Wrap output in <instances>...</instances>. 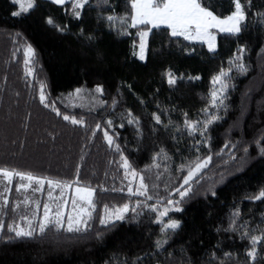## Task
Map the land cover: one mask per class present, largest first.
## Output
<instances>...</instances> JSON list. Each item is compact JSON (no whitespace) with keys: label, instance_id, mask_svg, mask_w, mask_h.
<instances>
[{"label":"trees","instance_id":"obj_1","mask_svg":"<svg viewBox=\"0 0 264 264\" xmlns=\"http://www.w3.org/2000/svg\"><path fill=\"white\" fill-rule=\"evenodd\" d=\"M210 2L218 15L234 10L233 0ZM242 3L246 4V0ZM19 10L13 0H0V166L61 181H74L79 170V186L96 189V208L91 209L92 220L86 232H69L66 227L56 229L50 225L41 234L38 221L43 218L44 205L55 211L52 205L57 199L52 198L62 188L45 182L36 191L39 185L35 182L31 188L17 190L21 183L18 177L11 184L0 180V194L9 197L7 215L0 214V221L5 223L0 231V264H134L145 253L152 255L140 264H156L157 260L176 264L177 258H182L181 249L193 264H264V242L257 245V259L252 261L246 252L250 241L241 239L239 231L225 230L236 208L241 212L238 223L247 222L252 235L259 234L257 227L264 228V198L249 199L264 188V156L255 143L264 136V53L260 51L264 47V28L257 26L253 17V13L264 11V0H251V8H246L247 27L238 36L217 31L218 46L214 51L204 42L173 36L166 26L152 28L145 60L137 54V33L144 26L129 27L126 34H120L118 25L109 27L105 18L129 12L128 0H107L106 4L90 0L80 18L73 16L70 0L64 4L36 0V6L28 12L12 15ZM48 17L66 30L61 32L49 24ZM90 34L95 38L87 39ZM26 43L37 52L29 65L34 74L26 75ZM241 44L246 46L245 62L250 70L243 75L233 70L231 83L235 87L224 101L227 110L222 106L218 110L222 119L208 129L210 148L209 144H196L201 136L184 130V113L189 120L205 118L202 109L208 105L212 77L228 67L229 58L237 54ZM169 72L176 77L175 84L168 83ZM41 82L46 85L49 102L55 101L54 107L84 119L86 125L64 120L52 107H46L39 99ZM97 85L103 86L102 97L107 102L100 108L70 106L62 101L79 87L93 89ZM127 109L140 118L142 135H137L136 125L128 124L123 117ZM153 113L161 116L162 123L154 120ZM108 119L113 120L112 126L106 124ZM97 123L101 129L93 136ZM121 123L123 128L119 127ZM173 125L180 126L183 134L178 135ZM104 128L110 134H119L117 143L132 166L143 172L152 196H169L172 188L180 186L187 174L186 169H179L181 164L198 155H212L208 167L194 178L193 194L178 205L183 211L169 213L182 224L167 234L169 243L164 249L154 247V241L163 238L161 225L146 206L136 209L140 215L130 210L123 220L110 225L99 223L105 204L113 208L125 202L134 205L136 200L142 205L156 202L136 193L139 179L130 181L125 177L119 154L103 137ZM226 143L237 147L225 149ZM161 149L168 159L157 158L160 168L145 169ZM129 183L132 193L127 191ZM154 184L158 188H153ZM5 187L11 191L5 192ZM75 187L73 183L70 190ZM170 198L180 199L175 192ZM25 199L29 203L25 204ZM17 201L21 202L19 209L13 207ZM34 214L37 230L33 237H15L7 227L13 221L24 226L26 222L20 216L32 218ZM97 232L101 235L97 236ZM212 252L216 255L211 256Z\"/></svg>","mask_w":264,"mask_h":264},{"label":"snow or ice","instance_id":"obj_2","mask_svg":"<svg viewBox=\"0 0 264 264\" xmlns=\"http://www.w3.org/2000/svg\"><path fill=\"white\" fill-rule=\"evenodd\" d=\"M56 4H64L65 0H54ZM72 4V14L75 18L81 17V12L85 5L90 2V0H70ZM130 5V11L125 12L123 15H108L105 17L109 22V27L114 24L118 25L117 32L120 34H126L127 28L144 26L146 30L140 31L137 35L140 37L139 52L138 55L141 60L145 59L146 52V38L152 31V28H158L161 25H166L171 29V34L173 36H183L190 41H203L206 42L209 50H215L217 47V31L220 33H226L230 35L238 36L247 27L248 22V11L251 8V0H246V4L242 3V0H233L234 10L227 15H218L216 11L212 10V5L210 0H207V6H205V0H128ZM14 4L20 6L19 11L12 13L14 16H20L23 13L28 12L36 6V0H13ZM98 3L106 4L107 0H98ZM254 23L257 26L264 28V11H257L253 13ZM48 23L54 24L61 32L66 30L65 26L56 25L52 17H48ZM149 25L151 27H149ZM83 29L81 32L83 33ZM19 35V34H17ZM95 37L89 35L87 39L92 40ZM247 49L246 46L241 44L237 48V54L234 57L229 58L228 67L221 68L218 73L212 77L213 88L209 92L208 105L202 109L205 118L203 120H189L187 118V113H184V123L183 128L187 131L189 135L199 133L201 140L196 141V144H209L210 148V136L208 135L209 126L222 119V116L218 114V110L223 106L225 112L227 110V105L224 101L228 98L227 94L231 88L235 85L231 83L233 77L232 72L235 70L237 74L243 75L247 74L250 70V66L245 62V53ZM261 53H264V47L261 48ZM25 53V67L26 75L34 74V68L30 67L37 56L36 49L30 44L26 43L24 45ZM136 54V53H134ZM198 78V77H197ZM168 83L175 84L176 77H174L171 72L168 73ZM129 89L131 85H128ZM46 85L44 82L40 84L39 99L46 107H52L57 115H63L64 120H69L73 124L86 125V121L82 118L78 119L75 116H69L68 114L61 113L59 108L54 107L55 101L49 102L48 97L45 93ZM84 90L81 88L75 89V95L79 97ZM97 93L103 92V86L97 85L95 88ZM73 94L69 93L71 97ZM95 100V97L92 98ZM100 103L106 104V101H100ZM117 100L114 98L112 100V105L115 107ZM128 124H134L137 127V135H142L143 130L140 128V118L134 116L131 109H127L123 114ZM154 120L157 123H162L161 116L159 114L153 113ZM171 124L172 122L169 121ZM108 126L113 125V120L108 119L106 121ZM119 127L123 128L124 123H121ZM176 128L177 134L182 135L180 126L173 125ZM101 129V124L97 123L95 129L92 130V135L95 136L96 130ZM118 133H111L108 128L103 129V137L107 141L110 147H114L116 152L120 156V165L124 170V175L130 181H135L139 179V185L135 189L136 193L146 197V200H155V203L142 205L140 200H136L133 205L131 202H125L122 205H116L113 208H109L107 204L104 205V215L99 217V223L102 225H110L115 220L125 219V214L130 210L136 215H140L136 212L137 208L146 206L148 209L152 210L156 215V222L161 225L160 232L163 238H158L154 241L155 249H164V246L169 243L168 233L175 232V230L181 227V220L173 219L170 217L169 213L173 210L182 212L183 209L178 207L184 200V198L189 197L193 194V183L198 175L202 174L203 170L208 167L212 161V155L197 156L194 160L188 161L179 166L181 171L187 170V174L182 177V183L179 187L171 189V192H175L180 199L174 200L169 196H152L149 195V185L145 183V177L142 171H137L133 166L128 156L124 154V150L119 143L116 141ZM261 140H264V136L260 140H256L255 143L260 145L259 152L264 156V144H261ZM235 149L237 145L235 144H225L224 148ZM199 152V148H196ZM224 149H221L223 152ZM245 152L248 151L247 148L244 149ZM157 158L168 159L167 153L164 149L156 153L153 156V164L145 165V169L149 168H160V164L155 161ZM231 159H235V156H231ZM83 159V157H81ZM167 168V165H164ZM79 168V166H78ZM14 177H18L21 181L17 185V190L31 188L33 182H36L39 187L36 191H40L45 182L51 185L53 188L70 189L73 183L76 184L75 192L76 197L73 199V210L72 213L65 217L64 207L67 201L63 204L57 203L55 205V211L50 209L48 204L44 205V213L42 220L38 221V230L43 234L46 229L51 225L56 229H64L66 227L69 232H86L90 226V221L92 220L91 209L96 208L94 203V196L96 189L93 187H80L79 181V170H77L76 178L74 181H61L54 180L49 177H44L41 175L34 174L31 171H21L15 168H9L7 166H0V180L7 181L11 184ZM158 178V177H157ZM27 181L24 183L23 181ZM153 188H158V185H152ZM167 188V185H165ZM11 189L5 187V192H10ZM120 191H124L123 188ZM127 191L129 193L133 192L131 183H129ZM216 193L213 192L212 195ZM63 195V193H62ZM51 197V192H49ZM264 198V188H261L257 195L250 196L251 200H260ZM9 202L8 195L0 194V214L7 215L8 209L5 207ZM25 204L29 203L27 199L24 201ZM84 205V206H82ZM21 202L17 201L13 206L19 209ZM37 209L39 208V203L36 204ZM37 217L34 214L32 218L27 215L20 216V220L26 222V225H17L15 221L8 224L9 230L14 233L15 237H33L36 232V227L33 225V220ZM241 219V212L239 208L233 210L229 222V228L225 229L232 231H239L241 239L247 238L250 241V247L246 249L247 256L252 260L257 259V245L264 242V228L257 227V232L259 234L252 235L247 222L240 224L238 221ZM5 228V223L0 221V231ZM220 229H218L219 231ZM97 236L101 233L97 232ZM11 238V237H9ZM264 246V245H262ZM182 253V258H177L176 264H193L192 258L189 257L184 249L180 250ZM151 253H145L143 256H138L134 264H140L145 259L151 256ZM171 257L173 254L168 253ZM215 256V252L210 254ZM225 256H230V253H224ZM156 264H161L159 260Z\"/></svg>","mask_w":264,"mask_h":264},{"label":"rangeland","instance_id":"obj_3","mask_svg":"<svg viewBox=\"0 0 264 264\" xmlns=\"http://www.w3.org/2000/svg\"><path fill=\"white\" fill-rule=\"evenodd\" d=\"M52 1H54V0H52ZM66 1H68V0H65V2ZM143 30H146V29H142L141 31H143ZM148 38H149V35L146 38L147 46H146V52H145V59L147 58ZM197 42H203V41H197ZM204 43L206 44V42H204ZM139 44H140V40L138 43L137 54L139 52ZM217 46H218V44H217ZM216 49H217V47H216ZM138 57H139V55H138ZM145 59H143V60H145ZM79 88L84 90L79 97H77L75 95V91H74V92H71L73 94L71 97L69 96V94L62 97V101L65 104L70 105V106H80V107H85V108H89V109H97V108H100L104 105L103 103H100V101H104L103 97H102L103 92L97 93L95 91L96 87L93 89H89V88H85V87H79ZM93 97H95V100L92 99ZM26 183H27V181H26ZM33 183H35V182H33ZM62 193H63V195H62ZM52 195H53V193H52ZM53 196H55V195H53ZM75 197H76L75 188L72 191L70 189H61L59 194H57L55 197L52 198V199H57L55 201V204L52 205V207H54L57 203L63 204L64 201H67V204L64 207V211L66 214L65 216H67L68 214L72 213V210H73L72 201ZM58 199H59V201H58ZM82 206H84V205H82ZM246 207L247 206H244V208L242 207L243 210H245Z\"/></svg>","mask_w":264,"mask_h":264},{"label":"crops","instance_id":"obj_4","mask_svg":"<svg viewBox=\"0 0 264 264\" xmlns=\"http://www.w3.org/2000/svg\"><path fill=\"white\" fill-rule=\"evenodd\" d=\"M69 1V0H68ZM67 2V1H66ZM161 26H166V25H161ZM166 27H168V26H166Z\"/></svg>","mask_w":264,"mask_h":264}]
</instances>
